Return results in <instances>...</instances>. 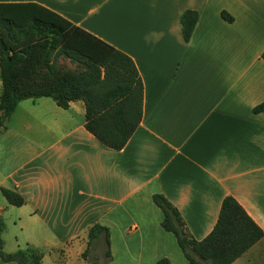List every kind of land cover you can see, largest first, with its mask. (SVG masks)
I'll return each mask as SVG.
<instances>
[{
    "label": "crops",
    "instance_id": "0c3cea01",
    "mask_svg": "<svg viewBox=\"0 0 264 264\" xmlns=\"http://www.w3.org/2000/svg\"><path fill=\"white\" fill-rule=\"evenodd\" d=\"M2 2L58 13L130 56L143 83L142 119L120 150L86 130L82 100L68 108L47 96L18 102L0 132V188L24 199L11 205L0 190L6 252L29 244L42 253L38 264H91L84 252L101 224L108 264H191L162 227L155 193L196 239L211 231L228 194L264 230V111L252 110L264 102V0ZM185 9L198 12L188 41ZM230 264H264V237Z\"/></svg>",
    "mask_w": 264,
    "mask_h": 264
},
{
    "label": "trees",
    "instance_id": "16d2710c",
    "mask_svg": "<svg viewBox=\"0 0 264 264\" xmlns=\"http://www.w3.org/2000/svg\"><path fill=\"white\" fill-rule=\"evenodd\" d=\"M221 16L232 17L225 11ZM198 12L185 9L180 15L181 34L190 39ZM68 58L74 69L59 65L57 58ZM264 60V50L261 54ZM0 132L19 101L51 97L68 108L71 101L85 105V128L104 146L122 149L142 119L143 83L132 58L110 43L75 25L58 13L34 2L0 3ZM264 111V102L253 107ZM6 201L24 203L15 190L1 187ZM162 210V227L174 234L177 244L191 264H230L260 238L264 230L249 216L233 195L223 197L217 220L202 239L194 238L178 209L161 193L152 195ZM0 216V259L17 264H38L42 253L29 244L13 252L4 250ZM102 240L104 264L111 259L108 227H92L84 258L99 264L90 255L93 243ZM102 261V262H103ZM155 264H169L166 257Z\"/></svg>",
    "mask_w": 264,
    "mask_h": 264
},
{
    "label": "rangeland",
    "instance_id": "374dc122",
    "mask_svg": "<svg viewBox=\"0 0 264 264\" xmlns=\"http://www.w3.org/2000/svg\"><path fill=\"white\" fill-rule=\"evenodd\" d=\"M59 65H62L64 66L65 68L67 67L68 69H72L70 68V66L68 67L67 65H65V63H59ZM75 67V65H74ZM74 69V68H73ZM9 217V216H8ZM109 242H110V238H109ZM25 246V245H24ZM23 246V247H24ZM93 247H94V250H91L90 252V255H94L95 257L98 258V261H99V264H104V261H103V252H104V248H105V244H103V241L102 240H96L94 243H93ZM98 248H102L101 250V253L99 254L98 253ZM111 253V252H110ZM88 261V260H87ZM103 261V262H102ZM89 262V261H88Z\"/></svg>",
    "mask_w": 264,
    "mask_h": 264
}]
</instances>
